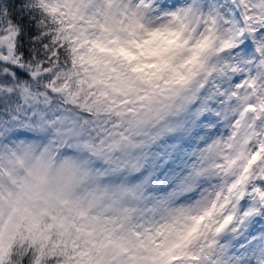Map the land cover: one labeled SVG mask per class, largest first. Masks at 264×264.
<instances>
[{
    "label": "snow or ice",
    "instance_id": "obj_1",
    "mask_svg": "<svg viewBox=\"0 0 264 264\" xmlns=\"http://www.w3.org/2000/svg\"><path fill=\"white\" fill-rule=\"evenodd\" d=\"M0 264H264V0H0Z\"/></svg>",
    "mask_w": 264,
    "mask_h": 264
}]
</instances>
